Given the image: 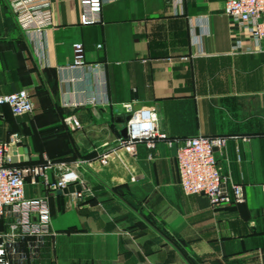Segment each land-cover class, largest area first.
Segmentation results:
<instances>
[{"label":"crops","instance_id":"0c3cea01","mask_svg":"<svg viewBox=\"0 0 264 264\" xmlns=\"http://www.w3.org/2000/svg\"><path fill=\"white\" fill-rule=\"evenodd\" d=\"M102 1V22L82 26L78 0H49L52 25L36 32L0 0V95L25 90L33 106H0V142L16 134L34 158L17 164L47 167L25 182L27 197L46 199L53 234L29 264H264V52L231 54L235 37L255 46L224 0ZM74 42L81 68L70 67ZM121 103L151 109L172 143L118 146ZM70 115L77 130L62 124ZM195 136L225 138L217 162L242 204L183 194L175 152ZM65 171L88 190L81 200L46 188Z\"/></svg>","mask_w":264,"mask_h":264},{"label":"built area","instance_id":"2783aa9c","mask_svg":"<svg viewBox=\"0 0 264 264\" xmlns=\"http://www.w3.org/2000/svg\"><path fill=\"white\" fill-rule=\"evenodd\" d=\"M112 1V0H110ZM9 10L17 25L25 31L43 32L52 25L49 0H8ZM80 6L79 24L82 26L102 22V0H78ZM223 13L238 33H245L255 49L244 48L242 39L235 37L231 54L239 52H264V0H224ZM71 68H81L86 64L84 48L80 42L71 44ZM197 53L194 54V56ZM193 57V56H192ZM92 68L102 72L103 64H92ZM89 98L86 105H94ZM103 103L108 104L107 101ZM5 105L14 116L29 114L33 110L30 96L25 90L0 95V106ZM129 116L126 122V138L117 145L133 151L136 143L147 141L152 146L154 140L172 142L159 131L156 116L151 109H134L131 103L117 106ZM62 124L68 131L79 125L74 116L65 117ZM225 138L195 136L180 141L175 152L178 183L184 195H202L213 207L240 205L244 202L242 188L231 185L228 189L221 174L216 153L224 146ZM19 146L16 134L0 142V220L8 221V230L0 233V264H29L38 254L50 231V212L45 198H29L25 194L26 179L34 182L47 167L34 165H12L9 156L12 148ZM108 154L101 156V164L107 162ZM46 180V179H45ZM44 180V181H45ZM50 192L62 191L69 186L79 185L81 190L72 194L81 200L88 191L77 175L70 171L61 173L53 182L45 181ZM264 194V184L259 187Z\"/></svg>","mask_w":264,"mask_h":264},{"label":"water","instance_id":"95a60500","mask_svg":"<svg viewBox=\"0 0 264 264\" xmlns=\"http://www.w3.org/2000/svg\"><path fill=\"white\" fill-rule=\"evenodd\" d=\"M129 116L125 117L124 122L128 121ZM121 136L123 138H126V128H123L121 131ZM29 160H34V158H29L28 156V151L26 148L23 147H17V148H12L10 156H9V162L12 165H15L17 163H23V162H28ZM81 190V187L79 185H76L74 187L69 186L68 188L58 191V193H65V194H70L73 193L74 191L79 192ZM92 197L88 196L85 198V201L91 200Z\"/></svg>","mask_w":264,"mask_h":264},{"label":"trees","instance_id":"16d2710c","mask_svg":"<svg viewBox=\"0 0 264 264\" xmlns=\"http://www.w3.org/2000/svg\"><path fill=\"white\" fill-rule=\"evenodd\" d=\"M24 165H27V164H24ZM4 228V224H3V221L0 220V229H3Z\"/></svg>","mask_w":264,"mask_h":264}]
</instances>
